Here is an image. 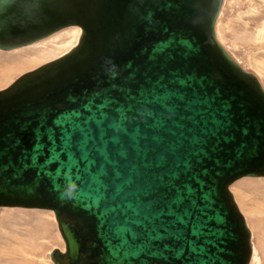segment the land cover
I'll use <instances>...</instances> for the list:
<instances>
[{"label":"water","instance_id":"obj_1","mask_svg":"<svg viewBox=\"0 0 264 264\" xmlns=\"http://www.w3.org/2000/svg\"><path fill=\"white\" fill-rule=\"evenodd\" d=\"M223 2L0 0L2 50L80 27L0 88V207L53 211V264H249L230 185L264 176V86Z\"/></svg>","mask_w":264,"mask_h":264},{"label":"rangeland","instance_id":"obj_2","mask_svg":"<svg viewBox=\"0 0 264 264\" xmlns=\"http://www.w3.org/2000/svg\"><path fill=\"white\" fill-rule=\"evenodd\" d=\"M217 36L243 67L264 86V0H224L216 23ZM79 27H67L36 44L0 50V88L18 74L68 50ZM230 188L252 232L249 264H264V176L242 177ZM64 242L49 209L0 207V264H53L49 252Z\"/></svg>","mask_w":264,"mask_h":264},{"label":"bare ground","instance_id":"obj_3","mask_svg":"<svg viewBox=\"0 0 264 264\" xmlns=\"http://www.w3.org/2000/svg\"><path fill=\"white\" fill-rule=\"evenodd\" d=\"M217 23V22H216ZM70 27H78V26H70ZM80 28V27H79ZM65 29V28H64ZM60 31V30H59ZM58 32V31H57ZM56 33V32H55ZM55 33H53V34H55ZM52 34V35H53ZM216 34H217V31H216ZM52 35H50V36H48V37H46V38H43V39H40V40H38V41H36V42H33V43H30V44H27V45H24V46H20V47H17V48H13V49H9L8 51H12V50H15V49H19V48H22V47H26V46H29V45H32V44H36L37 42H40V41H42V40H44V39H47V38H49V37H51ZM0 50H2V49H0ZM4 51V50H3ZM6 51V50H5ZM18 208H21V207H18ZM246 222H247V219H246ZM247 224H248V222H247ZM249 226V225H248ZM250 228V227H249ZM250 230H251V228H250ZM252 231V230H251ZM252 246H253V244H252Z\"/></svg>","mask_w":264,"mask_h":264},{"label":"clouds","instance_id":"obj_4","mask_svg":"<svg viewBox=\"0 0 264 264\" xmlns=\"http://www.w3.org/2000/svg\"><path fill=\"white\" fill-rule=\"evenodd\" d=\"M75 189H76V184H75V183H71V184H69V185H68V189H67L68 194H71L72 192H74Z\"/></svg>","mask_w":264,"mask_h":264}]
</instances>
